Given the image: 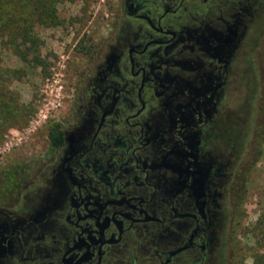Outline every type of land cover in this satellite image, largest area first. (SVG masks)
Wrapping results in <instances>:
<instances>
[{
  "label": "flooded vegetation",
  "instance_id": "1",
  "mask_svg": "<svg viewBox=\"0 0 264 264\" xmlns=\"http://www.w3.org/2000/svg\"><path fill=\"white\" fill-rule=\"evenodd\" d=\"M113 6L62 143L0 205V264H225L264 128V0Z\"/></svg>",
  "mask_w": 264,
  "mask_h": 264
},
{
  "label": "rangeland",
  "instance_id": "2",
  "mask_svg": "<svg viewBox=\"0 0 264 264\" xmlns=\"http://www.w3.org/2000/svg\"><path fill=\"white\" fill-rule=\"evenodd\" d=\"M115 0H58L41 22L26 0H0V205L14 181L46 162L49 130L62 120L79 76L108 36ZM225 264H264V128Z\"/></svg>",
  "mask_w": 264,
  "mask_h": 264
},
{
  "label": "trees",
  "instance_id": "3",
  "mask_svg": "<svg viewBox=\"0 0 264 264\" xmlns=\"http://www.w3.org/2000/svg\"><path fill=\"white\" fill-rule=\"evenodd\" d=\"M18 2L22 0H16ZM58 0H26L28 4H32L34 7V10L36 11V18L37 20L41 22H51L54 18V5ZM263 137V136H262ZM259 140L261 142L262 140ZM49 140L50 145L52 147L58 146L62 143V132L58 129V125L51 126L49 130ZM260 149L257 152V156L260 155ZM13 188V185L8 189V193H10L11 189ZM244 194V187L242 191L239 192V197L236 200V208L235 211V221L237 220L239 216V210L241 206V199Z\"/></svg>",
  "mask_w": 264,
  "mask_h": 264
}]
</instances>
